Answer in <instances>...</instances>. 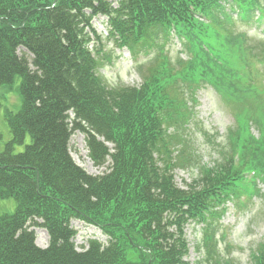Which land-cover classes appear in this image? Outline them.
I'll use <instances>...</instances> for the list:
<instances>
[{
    "label": "trees",
    "instance_id": "16d2710c",
    "mask_svg": "<svg viewBox=\"0 0 264 264\" xmlns=\"http://www.w3.org/2000/svg\"><path fill=\"white\" fill-rule=\"evenodd\" d=\"M96 17L130 53L138 87L100 75L113 56L93 29ZM237 22L264 28V0H0V85L19 77L22 99L5 114L11 139L0 151V201L15 202L0 210V264H189L184 228L192 223L202 226L197 264H240L214 255L219 237L225 242L224 205L241 198L247 209L255 180L264 182V94L256 87L250 97L255 112L233 113L225 145L193 111L200 84L224 93L232 69L239 80L254 67L264 73V42L255 57L251 46L253 66ZM172 36L185 57L172 55ZM77 132L99 174L73 160ZM200 134L220 160H202ZM16 144L24 148L13 153ZM196 168L185 188L176 185V169ZM72 221L106 241L77 250ZM33 227L46 231V247ZM252 249L250 264H264V241Z\"/></svg>",
    "mask_w": 264,
    "mask_h": 264
},
{
    "label": "rangeland",
    "instance_id": "374dc122",
    "mask_svg": "<svg viewBox=\"0 0 264 264\" xmlns=\"http://www.w3.org/2000/svg\"><path fill=\"white\" fill-rule=\"evenodd\" d=\"M92 26L95 31L102 36V42L104 44L105 50L112 53V61L105 62L104 67L100 68L99 73L103 75L106 84L117 85V83H122L130 86H139L141 84V75L136 70V64L133 62L130 53L127 49H120L117 43L108 36V24L105 18L96 17L92 20ZM238 32H247V41L244 45H249L250 47V61L253 66L256 64V60L252 58L251 51L253 50V57L259 54L257 48V40L264 42V32L261 26L253 24L248 25L246 23L237 22ZM173 37V38H172ZM173 45H170L169 50L172 55L176 57L179 54L185 57L183 52H180L182 48L180 41L178 42L174 36H172ZM261 37V38H260ZM95 47V46H94ZM93 47V49H94ZM23 52L20 49L19 54ZM236 67H239L235 64ZM233 69L230 72L228 78L225 80L231 82L229 89L221 93V91L213 90L210 85L203 84L199 86L196 90L195 97L196 103L194 104V119L202 124V127L210 134V136L215 135L216 144L218 141L226 143L227 132L230 129H235V120L233 113L239 111V109L248 112H255L254 105L252 104L251 98H257L256 87L264 94V89L261 86V80L264 77V73L258 71L255 67L252 68L251 75H244L242 72H238V75L242 77V80L237 79L236 76L233 77ZM20 78L15 77L14 81L10 84L0 85V133L2 135L0 139V151L3 150L5 142L11 139V132H9L7 121H5L6 113H15L19 111L22 105V99L20 96ZM254 88V89H253ZM248 89L250 91H248ZM250 94V95H247ZM251 97V98H250ZM248 123V121H247ZM247 126V124H246ZM249 130L257 136L255 130V125L249 124ZM194 144L198 149H201L203 155L202 160L206 163H215L220 160L218 154L212 153L213 142L208 143L205 137L200 134L195 135ZM29 137L26 135L24 144L30 143ZM205 140V141H204ZM24 144L14 145L13 153L20 152L24 148ZM70 152L73 160L84 168L85 171L92 174H99L102 168L98 169L94 166L92 160L88 157V151L85 147L84 134L77 132L72 134L70 138ZM200 170L198 168L192 169V172L188 173L186 170L182 171L176 169L174 171V178L176 185L185 188L189 184L195 175H199ZM255 180V179H254ZM255 185L259 189V193L253 196L249 202L248 208L245 210H239L241 206V198L233 201L227 202L224 205L226 208L225 213L222 215L221 226L219 224V229L224 235V241H221L220 235L221 231L216 234L219 237L218 246L215 250L216 255L220 258L233 259L238 261L240 264H250V254L252 248H255L258 243L264 241V182L262 180H255ZM250 190V186L246 185ZM249 196L247 192H242ZM248 204V203H246ZM15 202L12 199H5L0 201L1 211H12L14 209ZM76 231L75 234V246L77 250H81L83 246L86 245L88 239L96 238L102 243L106 241V236L101 234L100 231L94 226H89L78 221H72L71 223ZM201 225L189 224L184 228V238L188 243L187 249L188 254L185 256V261L189 264H197L202 258L198 252L196 245L201 237ZM36 244L42 248L46 247L48 237L46 231L37 227L34 228ZM225 243L229 246L225 249ZM86 247V246H85ZM213 257H210L209 264L214 262ZM212 259V261H211ZM211 261V262H210ZM204 264V262H201ZM206 264V263H205Z\"/></svg>",
    "mask_w": 264,
    "mask_h": 264
}]
</instances>
